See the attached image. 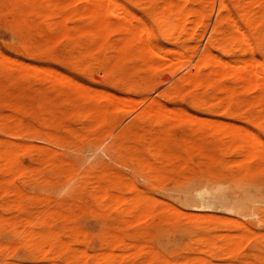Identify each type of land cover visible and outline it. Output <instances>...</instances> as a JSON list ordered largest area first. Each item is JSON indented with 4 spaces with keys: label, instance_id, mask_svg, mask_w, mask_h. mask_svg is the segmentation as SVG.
Returning <instances> with one entry per match:
<instances>
[{
    "label": "rangeland",
    "instance_id": "rangeland-1",
    "mask_svg": "<svg viewBox=\"0 0 264 264\" xmlns=\"http://www.w3.org/2000/svg\"><path fill=\"white\" fill-rule=\"evenodd\" d=\"M8 1L5 0L3 4H0V36L14 37L15 42L0 46V52L4 54L5 58H8V61L6 60L7 64L12 65L13 63L16 68L14 66L9 68L7 64L6 66L0 65V127L3 121L5 123L10 122V124H6L8 125L6 126V134H3L0 130V142L3 143L6 150L9 149L8 151H11H7L8 156L10 153L17 158L15 161L17 160L18 169H23V167L25 169L13 176L11 174L12 168L7 165V173H0V184L5 182V185L9 187V192L5 197V201L9 205L13 203L15 197L11 193L13 186L11 187L8 177L12 178L14 184L19 188L22 186L20 189L24 191L27 198L24 211L18 212L14 208L6 214V217L11 220L17 219L18 224L7 223L0 226V243L8 245V247L4 246L3 260L12 264H50L49 261L42 260L41 254L35 255L38 259L35 258L32 251L26 246L25 237L27 231L29 232L32 229L42 231L56 230L61 234V238L63 237V241H68L72 238L76 240L80 249L86 250L88 255L91 256L97 253L101 249V237L105 234L111 220L102 216L92 204H88L86 208L76 207L75 201L79 192L78 182L87 176L92 177L101 171L111 170L120 175L125 184L131 181L134 185V188H132V184L126 185L128 191L123 193V196L130 197L134 196L135 192H139L150 200L151 205L153 204L152 207L157 210L167 207L172 209V211L170 209V212H173V210L183 212L182 216L176 215L177 222L175 224L158 222L154 216L141 217L144 219L140 221L136 219L138 215L134 214L131 217L133 220L135 219L134 221L131 220L130 223L129 216L126 218V224L123 223L127 235H132L142 230L146 231L143 239L148 244L150 243L149 247L158 253L159 258L163 259L166 257L170 264H180L183 257L193 259L197 255H199L197 256L199 258L208 260L209 264H264V229L259 227L261 221L264 220V212L258 207L259 198L264 193V162L259 160L260 155L263 153L258 149L225 148L231 141V137L222 134L225 128L224 125L231 124L236 130L245 128L246 133L248 132L247 134L250 135H246V139L251 140L254 137L264 143V130L259 128L256 123L245 118L257 112L258 106L255 104V100L262 93L261 89L258 86L254 88L252 85L250 90L247 89L248 86L244 88L243 83L236 81L237 77L232 70L223 69L226 73H223L222 77L220 75V78L213 77L215 74H212L208 82L204 76L201 87L195 88L192 85H184L176 95L167 96L169 88L173 87L178 79L188 73L189 70L191 71L193 66H196L199 56L208 44L209 38L212 37V28L219 13L223 17L221 22L222 34L212 48L214 61L235 60L234 64L236 65L237 63L239 68L241 66L240 59L251 57L250 59H254L253 62L256 59L260 64H264V39L258 36L254 28L245 27L241 20L242 6L248 0H178V3L177 0H172V4L170 0H114L115 7L113 5V8H110L111 5L106 10L103 6L105 11L102 12L100 21L97 20L98 15L92 16L93 18L89 16L88 19L89 14L82 12L84 6L88 5L86 8H89L91 3L95 2H88L84 5L81 4L82 2H77L79 0H71L68 4L74 1L72 6L70 3L64 11L68 19L64 21L61 18L64 21H62L63 24L60 19L61 23L58 21L59 25L62 24L59 28L64 29L63 34L65 33L66 36H60L62 34L61 30L59 35L57 33L51 35L46 33V23L38 20L32 27L27 28L22 22L25 19L23 16L21 17L19 10L17 8L15 10V7L13 9L15 3ZM221 1L224 4L222 9L219 6ZM174 4H178V8L175 9L176 6L174 11L177 13L175 14L179 25H175L177 24L175 22V14L173 13L172 15L174 19L170 16L172 13L170 8L173 9ZM95 6L97 7L98 5ZM95 6L93 7L92 5V11L95 10ZM161 7L162 9L164 7V9L162 10ZM194 7L196 10L204 12L202 19L192 16V12L188 13ZM181 8L186 15L191 14L185 17L186 20L184 22L178 20ZM96 9L93 12L95 15L96 11L99 14L98 7ZM251 9L254 10V7ZM164 10H166V14H169V16L167 15L169 17L168 20L172 23L174 21L176 28L179 26V30H176L179 34H176L180 37L177 36L173 40L168 39L167 33L170 34L169 32L171 31L174 34V31L170 30L167 33H161L160 29H158V23L154 18L156 19V16H159L158 14L163 13ZM163 15L165 14L163 13ZM191 19L193 21L195 19L194 23L191 22ZM91 20L95 23L93 27L89 26L90 23L88 24ZM101 21L105 26L99 23ZM140 21L142 26L145 24L144 29L147 28L151 35H154L150 40L152 41V47H154L146 53L148 56H146V59L150 60L149 57H151L150 64H148L149 61L147 62V60L143 62L142 59L132 57L123 64L125 68L122 67L120 70L113 72L110 67L116 62V55L119 53L120 46L123 47L121 44L124 45V42L120 41L122 40V35L125 37L126 28L129 30L128 28L131 27V31H134L136 28L132 29V26L135 27L136 24L140 26ZM129 22L132 26L128 25ZM231 22H238L248 36V44L242 42L239 48L240 51L238 50L233 57L225 55L221 50L222 45L231 47L226 40L234 29ZM126 24L127 27L125 28L124 25ZM100 26L103 28H100ZM184 26V32L181 33L180 31H182ZM71 27H76L75 30L77 32L75 30L71 31ZM82 27H84V31H82ZM87 27L89 31L99 33V38L98 36L96 37L99 43L97 46L106 42L116 46V49L110 53V56L114 55L115 58L109 59L108 67L105 69H102L100 65L98 66L96 59L85 52L90 41L89 36L86 34L88 32V30L86 31ZM66 31H69L68 34ZM142 31H140L139 35L142 34ZM103 33H106L104 34L106 38L101 37ZM176 34L173 35V38ZM53 40L54 42H52ZM116 40H119L117 42L119 43V48L117 43H114ZM30 42L35 43V47L32 49L28 47ZM95 43L97 44V42ZM96 44L95 47H97ZM76 46L81 47L83 50L82 54L77 53V50L74 49ZM94 54L98 55L101 53L96 48ZM9 59L13 60V62L11 63ZM145 65L149 66V68ZM253 65H255V69L258 66L260 67V65L255 63ZM17 66L20 70L24 69V72L25 68L27 72L28 69L31 70V67L38 68L36 70L39 77L36 73L32 77L31 74L33 72L31 74L21 73L22 70L20 71ZM39 69L43 71L41 75L39 74ZM255 69L253 68L254 71ZM55 71L61 74V81L64 77H67L75 82L73 85L76 86L78 83L77 85L79 86L82 85L89 88L86 89L85 94H88V91L91 90L90 96L89 94H86V96L85 94L81 95V93L79 95L80 91L78 93L75 91L76 94H73L75 92L72 93V91L75 87L72 84H68V81L67 83L65 82L66 85L64 82L62 85V83L59 84L58 78L56 81L54 79L51 80L50 77L57 75ZM202 71L205 75L208 72L205 69ZM206 83H210L211 87L207 86ZM203 84L204 86H202ZM227 86L230 89L232 88L231 99L233 102L231 107L226 108V102L199 108L193 106V97L196 94L207 97L217 88L228 89ZM85 87L81 91L85 90ZM100 92H104V95L106 93L107 98H104ZM97 93L98 97H102L98 101L91 96V94H96L97 97ZM109 94L116 96L117 102L116 99L114 102L118 105L116 103L113 106L110 105V100L113 101V95L110 96ZM108 95L111 99L108 98ZM36 100L44 101L47 106L38 107L39 103L36 106ZM155 100L160 101L167 108H165L166 110L172 109L178 113V117L177 113H173L176 118H172L173 115H171V117L166 119L169 124L167 126L171 128L170 130L175 140L183 136L189 142L198 141L202 146L199 151L188 150L184 159L186 164H184V161H179L180 164L177 163L175 170H169V173L166 174L155 170L150 171L146 163L138 164L134 159L135 152L132 149L136 144V140L133 137L136 134V126L139 124L136 115L138 116L144 112L142 110L146 109ZM235 101H237L236 105ZM97 106L108 109L109 116L107 118L109 120L106 118L103 122L98 121L97 123L99 124L96 126L97 123H95V129H92L88 127L93 122L92 118H82L79 114L83 115L86 110L95 111ZM149 110L150 106L146 111ZM236 111L238 115L234 116L233 113ZM181 113L184 116L181 117ZM49 114L53 116L51 125L43 121V118L49 116ZM16 117L18 118V123L19 119L22 121L21 125L19 124L20 129L25 130L28 128V130L26 129L27 131L25 130L24 132L22 130L21 133H18L21 131L17 127L18 124L16 127L14 126L16 124H13L15 122L13 118ZM188 119L190 120L188 121ZM139 126L150 130L156 129L152 120H144L140 122ZM214 126L217 127L214 129ZM13 130H17V134L15 131L13 134ZM118 133L120 137H118ZM116 136L120 141L124 137L121 141L124 145L116 139ZM238 137L241 138L240 136ZM255 139L254 141L256 142ZM116 141H119L118 143L122 146H117ZM17 143H19L20 148L17 147ZM27 144L29 145L27 146ZM211 146L218 147L215 153L217 160L219 159L218 161H220L222 159L221 161L225 165L227 164V166H223L220 169L222 173H219L220 170L214 171L213 168V170L207 169L205 165L210 159L209 148ZM252 156L257 157L253 159ZM201 163H204V165ZM222 180L228 181L227 184L232 187L231 191L232 193L234 192V199L240 200L241 197L253 191V194H255L252 197L253 200L248 199L249 202H247L248 200L246 202L243 201L248 203L250 206L248 204L247 206L250 208L244 203L243 209L239 211L236 209L231 210V201L228 210L226 208H215L214 206L200 209L190 202H185L184 199L186 197L188 199V196L195 192V188H198V185L200 187L203 184L218 183V181ZM219 183L218 185L225 187L224 184L222 186ZM1 190L0 188V204L3 203ZM243 192L245 193L243 194L244 196L240 195ZM236 194L237 196H235ZM183 195L184 199H182ZM45 199L47 200L45 201ZM181 199L184 200L183 203ZM240 202L242 201L240 200ZM69 206H71L69 213L54 215L47 222H45V212L38 214V212L45 211L47 208L57 207L65 211ZM10 207H13L12 204ZM174 213L176 214L177 211ZM237 213H240V215H237ZM140 214L142 215V213ZM195 215L198 217L191 219L196 217ZM206 217L214 222V225L211 226L214 234L223 232L241 235L242 238L238 244L242 248L239 246V250L236 251L237 245L235 253L228 257L222 256V251L219 248L216 249L213 255L206 254L203 250L198 251L199 245L190 229L198 227L196 223L207 221ZM209 217L212 218L210 219ZM15 232L16 235L14 234ZM24 238L25 240H23ZM187 252L190 253L187 254ZM208 256L210 257L208 258ZM230 256L232 257L230 258ZM190 264H192V261Z\"/></svg>",
    "mask_w": 264,
    "mask_h": 264
},
{
    "label": "bare ground",
    "instance_id": "bare-ground-1",
    "mask_svg": "<svg viewBox=\"0 0 264 264\" xmlns=\"http://www.w3.org/2000/svg\"><path fill=\"white\" fill-rule=\"evenodd\" d=\"M69 1H71V0H14V1L10 0V3L14 2L15 5H17V6L14 5L13 9L15 7V10H16V8L19 10V14L21 15V17L23 16L25 19L24 21H22V20L21 21L24 23L25 26H27V28L32 27L33 24H35L38 20V21L46 23V25H47V32L46 33H49L50 35L57 33L59 35V33H60L59 31L61 30L62 34H60V36L61 35L66 36L65 33L63 34L64 29L62 30L59 27H61L63 22L68 19V18H66L64 11L66 10L67 6H69V4L71 3L70 2L68 4ZM170 1H171L170 3L172 4V0H170ZM213 1H212V4H213ZM4 2H5V0H0V4H3ZM8 2H6V3H8ZM73 2L74 1H72L71 6H72ZM77 2H82L81 4H84V5L88 2L89 3L95 2L93 4L91 3V7H92V5H93V7L95 5H98L97 7L99 9V14L101 13L100 16H99V14H97V11L95 12L96 15L93 13L95 10H97L96 6L94 8L95 10L92 11L91 7L86 8V6L88 7V5H86V6H84L82 12L89 14L88 19H89V16L92 17V16L98 15L97 20H99V21L101 20L102 12L105 11V9L106 10L109 9V6H111V5L112 6L110 8H113V5L115 4L114 0H79ZM16 3H18V4H16ZM177 3H178V0H177ZM164 4H165V2H164ZM12 5H13V3H12ZM18 5H20V7H18ZM103 6L105 7V9L103 8ZM107 6H108V8H106ZM115 6L116 5H114V7ZM219 6H220V9H222L224 7L223 1H221ZM168 7L170 8V6H168ZM206 7H208V6L206 5ZM252 7H254V10L251 9ZM174 8L177 9L178 4L173 6V9L170 8V10H172V13L170 11V13H171L170 16L173 19H174V17H172V15H173V13L174 14L176 13V11H174ZM72 9H73V7H72ZM161 9H162V7H161ZM163 9H164V7H163ZM194 9H195V7H194ZM194 9L191 11L189 10L188 13L192 12L191 13L192 16L199 17L200 19H202L204 17V12L198 11L196 9L194 10ZM100 10H102V11L100 12ZM165 11L166 10H164L163 13L166 16L163 15V13H160L161 16H160V14H158L159 16H156V19L154 18V20H156L158 23V27H159L158 29H160L161 33H164V32L167 33L170 30H172V31H174V34H176V33L179 34L176 31L179 26L176 28V26H174V24H175L174 21L172 23L171 21L168 20L169 14H166ZM168 11H167V13H168ZM179 12H180V15L178 17L179 18L178 20H181L182 22H184L186 20L185 19L186 16L191 15V14L186 15L182 8ZM86 14H84V15H86ZM176 14H175V17H176ZM99 17H100V19H99ZM132 17H134V16L132 15ZM61 18H63L64 21ZM59 19L61 22L63 21L61 25H59V22H60ZM176 19H177V17L175 18V22L177 23ZM230 19L232 21L231 17H230ZM222 20H223V17H221V15L219 13V15H218V17L214 23V26L212 28L213 29L212 34H211L212 37L209 38L208 44L204 48L202 54L199 56V59L197 60L196 66H193L192 67L193 69L191 71L189 70L188 73H186L181 78H179L178 81L176 82V84L173 85V87L169 88V90L167 89L168 90L167 96L169 97L170 95H172V96L174 94L176 95L183 88L184 85H186V86L192 85V87L194 86L195 88H197L199 86L201 87V83L204 79V76L206 77V81H208L209 78L212 77L211 76L212 74L213 75L215 74V76H213V77L220 78V75L222 77L223 73L224 74L226 73L223 69L232 70L234 75L237 77L236 81L243 83L244 88H246V86H248L247 89L250 90V89H252V87H251V85H252L254 88L256 86H258L261 89L262 93L255 100V104L258 106L257 112L255 114H250V115L246 116L245 118L256 123L259 128L264 130V64H260L258 61H256V59L253 62L254 59L253 58L250 59L251 57H249L248 59H244V58L240 59L241 60L240 61L241 66L239 68H238L237 63H236V65L234 64L235 60L234 61L218 60L217 62L214 61L215 59H214V55L212 52V48H213L214 44L216 43V41H218L221 37V34H222L221 22H222ZM241 20L245 24V27L254 28L257 31L258 36L261 39H264V0H248L245 3V5L242 6ZM194 21H195V19H194ZM194 21L191 19L192 23H194ZM91 22H92V20L90 22H88V24L90 23L89 26L93 27V24H95V23L92 22V24H91ZM101 22H99L101 25L104 24L103 22L102 23ZM231 23H233V22H231ZM97 25L99 26V24H97ZM128 25H131V23L129 22ZM144 25L142 26L141 21H140V26H138V24H136L135 27H133L131 25L132 29L136 28L135 29L136 32H134L135 30L131 31V29H130L131 27L128 28L129 30H127V28H126L127 24L124 25V27L126 28L125 33L123 31V33L125 34V37H124V35H122L123 37H121V38H122V40L123 39L124 40L123 41L120 40L121 42H124V45L121 44L123 47L120 46L119 53H117V55H116V62L114 64H112V66L110 67V70H113V72L115 70H118V69L120 70L122 67H124L123 64L128 59H130L132 57L133 58L137 57L139 59H142L143 62L147 60V62L149 61L148 64H150L151 57H149L150 60L146 59V56H147L146 53L149 52L154 47V46L152 47V45H151L152 41H150L152 39V36H154V35H151V33L149 32V30H147V28L144 29ZM175 25H179V22ZM231 25L234 26V29L228 35V37L226 39L229 42V44L231 45V47L229 48L227 45H222L221 50L225 55L233 57L236 55V53L239 50L242 42L244 44L245 43L248 44V42H247L248 36L246 34V31L243 30V28L241 27V25L238 24V22L233 23ZM63 26H62V28H64ZM98 26H97V28H98ZM102 26H100V28ZM104 26H105V24H104ZM82 28H83L82 31H84V27H82ZM174 28H175V30H174ZM184 28H185V26L183 27L182 31H180L181 33L184 32ZM71 29H72L71 31H74L76 29V27H74V28L71 27ZM80 29H81V27H80ZM77 30H78V28H77ZM87 30H88V32L86 34L89 36L90 41H89V43L85 49V52L90 57L96 59V63L98 64V66L100 65L102 69H105L108 67L109 59L115 58L114 55L110 56V53L112 52V50L116 49V46H112V44H110L109 42H106L102 45L100 43V45L97 46L99 43H98V39H96V37L98 36L99 33L89 31L88 27H87L86 31ZM140 31H142L141 35H139L141 33ZM68 32L66 31L67 34H68ZM75 32H77V31L75 30ZM169 33L170 34L167 33L168 39L173 40V39H176L177 36L180 37L179 35L176 34L175 37L173 38V35H174L173 32L170 31ZM181 33H180V35H181ZM104 34H106V33H103L101 35V37L106 38V36ZM185 34H186V32H185ZM98 38H99V36H98ZM118 41L116 40V42L114 41V43H117ZM52 42H54V40ZM94 42H97V44L95 43L97 47H95ZM99 42H101V41H99ZM117 46L119 48V43H117ZM134 46H136V47L134 48ZM28 47H30V49L34 48L35 43L30 42ZM96 48L98 49L99 53H101V54H98V55L94 54V50ZM254 48H255V46H254ZM74 49L77 50L78 54H82V52H83L81 47L76 46ZM135 51H136V53H135ZM249 53H251V52H249ZM6 60L8 61V58H5L4 54H2L0 52V65L2 64L3 66H6V64H7ZM10 62L12 63L13 60L12 61L10 60ZM254 63L260 65V67L256 66L257 69H255V65H253ZM121 64H122V66H120ZM11 66L15 67V65L13 63H12V65L7 64V67L10 68ZM145 66H147V65H145ZM236 66H237V68H236ZM29 67H31V66H29ZM130 67H132V66H130ZM147 67L149 68V66H147ZM214 67H217V68H214ZM17 68L19 69L18 66H17ZM33 68L34 67H31L32 71L30 69H28V72H27L26 68H25V72H24V69H21L22 71L20 69L19 70L21 71V73L24 72V73H28V74H31V72H33V74H31V76L33 77L36 74L38 75L37 70H36L38 68H34V69ZM253 68L255 69L256 72L253 70ZM204 69L208 71V72L206 71L207 72L206 75L203 74L202 70H204ZM39 70H40L39 74L41 75L43 73V71H42V69H39ZM220 72H221V74H220ZM55 73H57V72L55 71ZM218 73H219V75H218ZM57 75L55 74V76L50 77L51 80L54 79V81H56L58 78L59 79L58 82L60 81L59 84L62 83V85H63V82L66 85V83L68 81V84H72V86L75 87V89L73 90L72 86H71V91L73 90L72 93L75 91H77V93H78V91H80L79 95H80V93H81V95L82 94L84 95L85 92L87 91L86 89H89V88H86L85 86H82L81 84L80 85L82 87L77 85L78 83L76 84V86L73 85L75 82L71 81L72 79L64 77V76L63 77L65 80L63 79L61 81L60 80V79H62L61 74L57 73ZM59 75H60V77H59ZM38 77H39V75H38ZM49 81H50V79H49ZM210 83H206V85L211 87ZM255 83H256V85H255ZM249 85H250V87H249ZM77 86H79L80 88ZM202 86H204V84ZM83 87H85V90H82L84 92L81 91V89H83ZM227 87H228V89L217 88L215 91H213L207 97H202V96H199L198 94H196L195 97H193V106L199 108V107H203L206 105H212L215 103H217L219 105L221 102H226V104H227L226 108L231 107V103L233 102L231 99L232 88L230 89L229 86H227ZM90 89H92V88H90ZM91 92H92L91 90L88 91L89 96H90ZM188 93H189V91H188ZM223 93H224V95H223ZM73 94H76V92ZM86 94H85V96H86ZM100 94H103V97L107 98L106 93L104 95V92L103 93L100 92ZM79 95L77 94V96H79ZM109 95H108V98H110V96H112L113 94L110 96ZM186 95L188 96L187 93H186ZM91 96H93L92 98L96 99L97 101L102 98L100 96L98 97V93H97V97H96V94L95 95L91 94ZM113 96H112L113 101L110 100L111 98L109 99L111 106H113V104H115L117 102V99L115 98L116 96H114V97ZM115 99H116V102H114ZM185 99H187V98H185ZM184 102H185V100H184ZM235 102H236L235 103V105H236L237 101H235ZM38 103H39L38 107L43 108V107L47 106L44 101L36 100V106ZM187 104H188V101H187ZM116 105H118V104L116 103ZM116 105H114V106H116ZM149 106H150V110L146 111V110H148ZM188 106H190V105H188ZM165 108L166 107H164V105H162L160 101L155 100L151 104H149L146 109L142 110L144 112L140 113L138 116L136 115L137 120L139 121V124L136 126V134L133 137L136 140V144L132 148V149H134V152H135L134 159L136 160V162L138 164L146 163V164H148V168L150 171H152V170L160 171L163 174L169 173L168 172L169 170L174 171L176 166H177V163H179V161H181V162L184 161V159L186 157L185 155H186L188 150L191 149V150L199 151L202 148L201 144L198 141L192 143V142H189L187 139H185L183 136L179 137L177 140L174 139L172 132L170 130L171 128H169V126H167L169 124L167 123L166 119L171 117V115H173L172 118H176L173 113H177V112L176 111L174 112L172 109L166 110L167 108L166 109ZM116 109H118V108H116ZM168 111H170L171 113L170 112L168 113ZM215 112H216V110H215ZM233 115L237 116L238 112L236 111L235 113H233ZM79 116H82V118L91 117L93 122L88 127L95 129V123H97L98 121L103 122L104 120H106V118L109 116V113H108V109L106 107L97 106V108H95V111L93 110L92 112H90V110H86L83 112V115L79 114ZM182 116H184L183 113H181V117ZM12 117H14V116H12ZM75 117H76V115H75ZM177 117H178V113H177ZM52 118H53V116H51L49 114V116L43 118V121H44V123H46V124L48 123L49 125H51ZM73 118H74V116H73ZM190 118H191V116H190ZM7 119H6V121H7ZM41 119H42V117H41ZM13 120L15 121L13 124H16L14 126L16 127L18 124L17 127L20 129V125H21L22 121L19 119V123H18L17 117L13 118ZM13 120H11V121H13ZM144 120L154 121L156 129L150 130V129H145V128L140 127L139 126L140 122H142ZM189 120L190 119H188V121ZM196 121H198V120H196ZM134 123H135V121H134ZM6 124H10V122L5 123V121H3L2 125L0 127V130L3 132V134L4 133L6 134V126H8ZM98 124L99 123H97L96 126ZM23 125H22V127H23ZM187 125H188V123H187ZM220 125H222V124H220ZM14 126L12 125L13 128H14ZM224 126H225V128L223 129L222 134L224 136H227V137L230 136L231 137V141L226 145L225 148L233 147L235 149L236 148L258 149V150H260V152L263 153L262 155H260L259 160H260V162H264V152H263L264 150H262L264 148L263 142H261L260 140H256L254 137H253V139H251L252 141L246 139L245 138L246 135H249V134H247L248 132L246 133L245 128H244L245 130L244 129L243 130L242 129L236 130L231 126V124H226ZM28 127H30V126H28ZM215 127H217V126H214V129H215ZM14 129H16V128H14ZM26 129L28 130V128H26ZM20 130L21 131H19V132L17 130L16 131L18 133H21L23 129H20ZM25 130H23V131L25 132ZM31 130H32V128H31ZM78 130H79V127H78ZM14 131L15 130H13V132H12L13 134H14ZM16 131H15V133H16ZM122 131H123V129H122ZM126 131L128 132V130H126ZM218 133H216V134H218ZM118 135H119L118 137H120L119 133H118ZM238 136H240L241 138H239ZM118 137L116 136V139H118ZM123 138L121 139V141L123 140ZM157 139L158 140L160 139V141H159L160 143L158 142ZM254 139L256 140V142L258 144L254 141ZM119 141H116L117 146H120L122 144L121 141H120L121 144H119L118 143ZM113 142H115V141H113ZM17 145H18L17 147L20 148L19 143H17ZM28 145L29 144H27V146ZM112 145H113V143H112ZM122 145H124V144H122ZM126 145H128V144H126ZM209 149H210V152H209L210 153L209 154L210 159L205 164L207 169L211 170L213 168L214 171H217V170L222 169L223 166H227V164L225 165V163L221 161L222 159H220V161H218L219 159L217 160V157L215 156L216 150H218L217 146H211ZM209 149H207V150H209ZM8 150L9 149L6 150L3 143L0 142V173L6 174L7 170H8V166H9L12 168L11 174L13 176H15V174L21 173V171L24 170L25 167H23V169H21V168L18 169L17 160L15 161V159H17V158L10 153L8 156V154H7ZM8 152H11V151H8ZM10 155H12V156L10 157ZM252 157H253V159H255L257 156H252ZM252 157H251V159H252ZM46 158H48V157H46ZM20 164H21V162H20ZM184 164H186L185 161H184ZM201 164L204 165V163H201ZM249 170H250V168H249ZM219 173H222L221 170ZM8 179H9L8 181H10L11 187L13 186L11 189V193L14 195L15 200L13 201V203H11L13 206L11 208L10 207L11 204L9 205V203H7L5 201V197L7 196L8 192H9V187L5 185V182H2L0 184V188L2 189L1 191H2L3 203L0 204V226L7 224V223H13L14 225L18 224L17 219L11 220V219L6 217V214L9 213V211H11L14 208L18 212H22L26 208L25 201H26L27 195L24 193V191L22 189H20V188H22V186L19 188L18 186H16L14 184L12 178L8 177ZM218 183L222 184V186L224 184L225 187L224 188L221 187L220 185H218ZM218 183H211V184H203L202 183L203 185H201L200 187L198 185V188L197 187H196L197 189L195 188V192H193L192 194L190 193L191 195H189V192H188V195H189L188 199H187V197H186V199H184L185 198L184 195L182 196L183 197L182 199H184L185 202L192 203L193 205H195V207L200 208V209L203 207L208 208V207L214 206L215 208H217V207L218 208H226L228 210V208L230 207V202L232 201L231 210L236 209L239 211L240 209H243L242 208L243 204L248 199L249 200L252 199V197L255 195V194H253V191H251L252 193H250V194L247 193L244 196L243 194H245V193L243 192L240 195H243L244 197H241V198L239 197L240 200L242 201V202H240V200H237V198L234 199L235 198V197H233L234 192L232 193V191H231L232 187L227 184L228 181L222 180V181H218ZM131 184H132L131 181L129 183L125 184L123 181V178L120 175H118L116 172L111 171V170L101 171L92 177L87 176L86 178H84L78 182L79 192H78L77 200L75 201L76 207L86 208L88 204H92V205H94V208L101 213L102 216H105V218L111 220V222L109 223L110 225L108 226L105 234L101 237V240H100L101 249L97 253H95L91 256L88 255L86 250L84 251L83 249H80L78 247L76 240H73L71 238L68 241H63L62 240L63 237L61 238V236H60L61 234L58 231H56V230L52 231L51 229L48 231L34 230V229L30 230L29 232L27 231V234L25 237L26 240H25V238L23 239V240H25L26 246L30 249V251H32L35 258L38 259V257H36L35 255L38 256V254H41L42 260L44 259L46 261H49L50 264H122V263H127V264H150V263H153V264H170V261L166 257L161 259L158 257L157 252L151 250V248L149 247L150 243L148 244L143 239L144 234H146V231L142 230V231H138L136 233H133L132 235H127V233L125 232L123 223L126 224V218L129 216H130L129 221L131 223V220H133L131 217H132V214H134V215H138V216H136V219H139L140 221L143 220L144 218L154 216L157 218L158 222L161 221L164 224H175L177 222V216L176 215L179 214L178 216H182L183 212H181L179 210H175V211L173 210V212H170L171 208H167V207H166L167 209L163 208L161 210H157L154 207H152L153 204L151 205L150 200L146 199L144 197V195L142 196V194L139 192H137V193L135 192L134 196H130V197L123 196V193L128 191V188L126 185H131ZM132 188H134V185ZM135 189H136V187H135ZM235 196H237V194ZM147 197L149 198V196H147ZM179 197H181V196H179ZM46 200L47 199H45V201ZM184 200H182V203ZM249 200L247 202H249ZM252 200H251V202H252ZM151 201H152V199H151ZM243 201H245V202H243ZM178 202H179V200H178ZM245 204L247 206L248 203H245ZM248 208H250V207H248ZM70 209H71V206H69L68 209H66L65 211L58 209L57 207L56 208H50V209L47 208L45 211L38 212V214H40V213L43 214L45 212L46 213L45 214L46 215L45 216L46 217L45 222H47L54 215L69 213ZM171 211H172V209H171ZM176 211H177V213L175 214L174 212H176ZM135 213H137V214H135ZM138 213L139 214L142 213V215L140 214V216H139ZM195 216L196 217H192L191 219H193V218L196 219L198 217L197 215H195ZM141 217H144V218H141ZM209 218L211 219L212 217H209ZM206 220L207 221H202V222L196 223V224H198V227H194V228L192 227L190 229L194 233V236L196 237V241L199 245L198 251L203 250L204 252H206V254L213 255L214 252L216 251V249L219 248L222 251V256L228 257L229 255H232L233 253H235L237 245H238V248L236 251L239 250L240 244H238V243H239L240 239L242 238L241 235L239 236L237 233L236 234H229V233H223V232H219V233L214 234V232L212 231L213 227H211L214 225V222H212V220H208L207 217H206ZM185 230H187V229H185ZM187 233H188V231H187ZM14 234L16 235V232ZM11 235H12V233H11ZM83 237H84V235H83ZM246 237H247V235H246ZM246 237H244V238H246ZM128 238H130V239H128ZM246 240H247V238H246ZM5 245L0 243V264H12L6 260H3V254L2 253H4V249H5L4 246ZM6 246L8 247V245H6ZM240 247L242 248V246H240ZM189 253L187 252V254H189ZM163 256H165V254H163ZM197 256H199V255H197ZM196 257L193 259H189L188 257H183L182 260L180 261L181 262L180 264H184V263L190 264L191 261H192V264H209L208 260H205V259H202L199 257L196 258ZM209 257L210 256H208V258ZM231 257L232 256H230V258ZM208 258H206V259H208ZM37 259H35V260L37 261ZM234 262H235V260H234Z\"/></svg>",
    "mask_w": 264,
    "mask_h": 264
},
{
    "label": "snow or ice",
    "instance_id": "snow-or-ice-1",
    "mask_svg": "<svg viewBox=\"0 0 264 264\" xmlns=\"http://www.w3.org/2000/svg\"><path fill=\"white\" fill-rule=\"evenodd\" d=\"M14 42H15L14 37L10 38L7 35L0 36V46L12 44ZM258 207L262 212H264V193H262L261 197L259 198ZM237 215H240V213H237ZM259 227L261 229H264V220L261 221V223L259 224Z\"/></svg>",
    "mask_w": 264,
    "mask_h": 264
}]
</instances>
